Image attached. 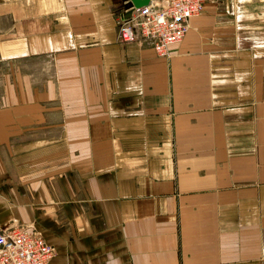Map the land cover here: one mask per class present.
<instances>
[{
	"label": "crops",
	"instance_id": "obj_1",
	"mask_svg": "<svg viewBox=\"0 0 264 264\" xmlns=\"http://www.w3.org/2000/svg\"><path fill=\"white\" fill-rule=\"evenodd\" d=\"M129 13L0 0V226L49 264H264V0H208L167 58Z\"/></svg>",
	"mask_w": 264,
	"mask_h": 264
},
{
	"label": "built area",
	"instance_id": "obj_2",
	"mask_svg": "<svg viewBox=\"0 0 264 264\" xmlns=\"http://www.w3.org/2000/svg\"><path fill=\"white\" fill-rule=\"evenodd\" d=\"M208 0H157L146 6L130 7L129 15L117 20V35L124 43L149 42L159 57H169L171 46L179 43L190 20L201 14ZM53 246L28 226L4 229L0 226V264H49Z\"/></svg>",
	"mask_w": 264,
	"mask_h": 264
},
{
	"label": "water",
	"instance_id": "obj_3",
	"mask_svg": "<svg viewBox=\"0 0 264 264\" xmlns=\"http://www.w3.org/2000/svg\"><path fill=\"white\" fill-rule=\"evenodd\" d=\"M151 0H126L129 7H141L146 6Z\"/></svg>",
	"mask_w": 264,
	"mask_h": 264
}]
</instances>
